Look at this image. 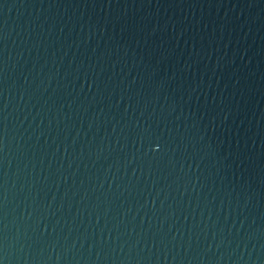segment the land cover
Listing matches in <instances>:
<instances>
[{"label": "water", "instance_id": "1", "mask_svg": "<svg viewBox=\"0 0 264 264\" xmlns=\"http://www.w3.org/2000/svg\"><path fill=\"white\" fill-rule=\"evenodd\" d=\"M0 264H264V0H0Z\"/></svg>", "mask_w": 264, "mask_h": 264}]
</instances>
